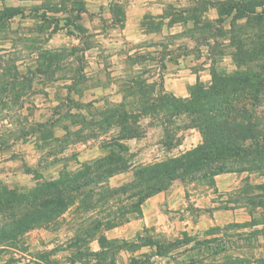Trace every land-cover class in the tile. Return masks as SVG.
Returning a JSON list of instances; mask_svg holds the SVG:
<instances>
[{
    "label": "rangeland",
    "instance_id": "rangeland-1",
    "mask_svg": "<svg viewBox=\"0 0 264 264\" xmlns=\"http://www.w3.org/2000/svg\"><path fill=\"white\" fill-rule=\"evenodd\" d=\"M239 2L261 16L234 10ZM261 37L264 0H0V224L12 212L29 209L31 198L19 199L47 181L76 180L86 163L92 174L94 161L109 149L128 164L75 192L73 202L54 217L3 234L0 264H96L88 253L93 241L103 239L108 252L102 264H264V170L172 181L170 186L184 188L186 205L166 211L172 219L188 220L187 228L181 229L177 220L173 228H142L127 238L169 245L163 257L152 244L126 246L117 235L124 224L141 217V196H131L140 167L182 159L202 142L199 130L183 126L180 119L160 122L170 108L141 112L156 105L161 92L173 95L165 90L166 74L177 72L174 64L186 67L182 75L188 70L195 74V82L183 87L185 97L173 95L189 98L199 84L210 85L213 67L229 73L239 68L243 49L255 50ZM97 62L106 67L98 68ZM258 62L253 70L259 69ZM116 63L125 73L120 78L124 82L119 81L124 102L118 108L133 114L130 128L141 135L139 142L115 138V119L110 128L96 125L104 112L94 116L88 103L85 114L78 111L85 109L81 100L67 98L82 96L95 77L107 82V67ZM48 93L63 108L47 105L51 113L44 116L39 110L43 105L36 104H47L41 97ZM105 103L100 111L111 108ZM257 111L264 118V104ZM35 112L44 120L36 119ZM54 124L64 126L66 137L53 136L49 145L41 140V148L33 152L30 134L50 136ZM76 126L81 128L74 131ZM98 128L96 144L103 154L77 150ZM189 132L194 138L186 137ZM65 149L72 150L65 155ZM79 151L91 156L81 160Z\"/></svg>",
    "mask_w": 264,
    "mask_h": 264
},
{
    "label": "trees",
    "instance_id": "trees-1",
    "mask_svg": "<svg viewBox=\"0 0 264 264\" xmlns=\"http://www.w3.org/2000/svg\"><path fill=\"white\" fill-rule=\"evenodd\" d=\"M233 9L241 11L244 15L255 14L253 11H247L242 2H239L237 8L233 6ZM255 15L261 16L257 13ZM257 39L255 50L243 49L236 63L239 68L233 72L213 67L208 87L199 84L193 91L190 90V96L186 99L161 92L156 98V105L150 103V108L141 110L143 114H150L149 111L154 109L159 112L170 108L164 117L159 119L160 122L167 124L174 118L185 123L188 121L187 125L184 123L183 126L197 128L202 142L186 152L182 159L170 158L140 167L135 175L138 182L133 186L131 194L141 196L138 200L139 206L149 196L167 190L174 180H194L222 172L264 170V118L257 111V107L264 104V40L262 37ZM258 61L263 62L260 64ZM255 62L259 63L257 70H253ZM118 110L119 108L104 111L98 125L107 124L110 128L115 119V125L119 128L115 138H139L141 135L130 128L129 120L133 121V114L124 109ZM115 145L126 151L121 143ZM119 156L118 151L109 149L104 157L94 161L92 174L89 175L92 165L86 163L82 171L79 170L75 175L76 180L61 178L57 181H47L43 187L23 195L19 199L21 203L26 197L31 198L29 209L20 214L12 212L10 220L0 224V238L3 234L22 231L31 221L35 225L42 222L41 220L54 217L73 202L75 192L126 170L127 161ZM62 185L64 186L60 187ZM143 240L138 236L136 239L120 241L126 246H134L140 242L144 243L143 245L152 244L156 248L155 254L160 257L169 251V245H162L158 240ZM99 243V251L88 253V256L97 259L96 264H102V258L108 252L104 247L108 240L103 239Z\"/></svg>",
    "mask_w": 264,
    "mask_h": 264
},
{
    "label": "crops",
    "instance_id": "crops-1",
    "mask_svg": "<svg viewBox=\"0 0 264 264\" xmlns=\"http://www.w3.org/2000/svg\"><path fill=\"white\" fill-rule=\"evenodd\" d=\"M128 19H132V17L130 16ZM96 64L98 68L106 67V65H104L102 62H97ZM107 68L111 71L110 72L111 79H108L107 82L104 83L103 81H101L99 77H95L93 84H91L87 88V90L84 91V94L82 96L70 95L67 97L70 101H74L76 103L78 100H81L83 102L85 109L79 108L78 111L82 110L85 114H87L88 109H86V104L89 103L91 105L90 110L93 112V115L98 117L100 112L106 111L107 107L104 108L102 111H100V109L103 108V104H106L105 102H108L109 105L111 106V108L108 107L109 109L118 108L121 106V103L124 102L125 95L121 91V89H119V81L124 82V80L120 78H123V77L125 78L123 65L120 63H116V64H111ZM182 68L186 69V67L184 68L181 64H174V67H172V69H177L176 70L177 72H174V73L169 72L168 74H166L164 78L165 90H169V92H171L173 95L177 97L178 96L185 97L186 94H185V89H183V87L187 84H193V82H195L196 80L195 74L191 73V71L189 70L186 75H182ZM41 98H42L41 101L46 100L47 104L37 103L36 105L38 106L43 105L42 107L39 108V110L41 111L43 115L46 113H49V114L51 113V108L48 110L46 108L47 105L55 104V106L57 105L56 108L58 110L63 108L62 103L60 102V100H57L55 98L54 93L43 94ZM36 117H37L36 119H38L39 117L40 120H44V118L43 117L40 118V115H38L37 113H36ZM80 128H81L80 126H76L73 130L78 131ZM99 128L95 132L93 131L94 134H92V137L89 138L90 140L87 139L86 143L82 142L81 146L79 147L77 146V150H82L80 148H85V150L88 151L87 153H91L92 156H94V154H97L96 156H98L99 154H103L102 150L96 144L97 142H99L97 141V139H99V135H96V133L99 134L100 132ZM51 130L52 132L49 133V135L51 134L52 136L51 135L43 136L42 139H39L36 133L30 134L29 137L31 138L29 139V141L31 140L33 141L32 147H31V150L33 152L37 153L39 151V149L41 148L40 146L41 140H45L46 142L45 145H49V142L52 140L53 136H55V138H58L60 140L66 137L67 130L64 128V126L60 125L56 127L54 124L52 125ZM192 136L193 138L195 136L194 133L192 132H189L188 136L186 134V137H192ZM199 138L200 137L198 135L196 142L199 141ZM129 139L130 137L126 139H122V141L125 142L126 140H129ZM132 139H134L136 142L140 141L138 140L140 138L132 137ZM195 144L196 143H194L193 145ZM179 146L181 147L182 145L179 144ZM70 150L72 149H68V150L65 149V151L67 152V153L65 152V155L68 154ZM44 152L45 151H43V153ZM77 156L79 157V159L85 160L86 158H89L91 155L85 154L84 152L79 151ZM185 205H186L185 190L181 185L174 183L167 190L155 193L149 196L148 198H146L141 204V217L135 220H131L127 222L126 224H124L123 227L119 228V232H117V235L120 234L122 237H118V238L120 240H130L132 238L130 239H127V238L134 236L142 228L154 227L155 230L170 229V228H173L175 223L178 224V222H176L177 220L180 223H182L181 229L187 228L185 224L189 222L188 220L172 219L171 217L168 216L169 212L166 211L167 209L172 210V208L175 209L178 206L182 207ZM115 229H118V228H115ZM120 229H122L123 231H120ZM127 231L129 233L126 234ZM100 249H101V246H100L99 240L93 241L91 251L96 252V251H99Z\"/></svg>",
    "mask_w": 264,
    "mask_h": 264
}]
</instances>
